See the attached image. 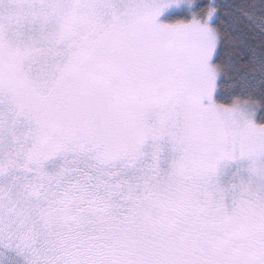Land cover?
Instances as JSON below:
<instances>
[{"label": "snow or ice", "instance_id": "snow-or-ice-1", "mask_svg": "<svg viewBox=\"0 0 264 264\" xmlns=\"http://www.w3.org/2000/svg\"><path fill=\"white\" fill-rule=\"evenodd\" d=\"M0 264H264V0H0Z\"/></svg>", "mask_w": 264, "mask_h": 264}]
</instances>
